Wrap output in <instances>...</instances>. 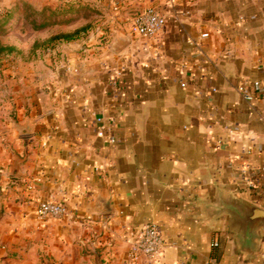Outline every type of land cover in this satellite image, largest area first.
I'll return each mask as SVG.
<instances>
[{
  "label": "crops",
  "instance_id": "1",
  "mask_svg": "<svg viewBox=\"0 0 264 264\" xmlns=\"http://www.w3.org/2000/svg\"><path fill=\"white\" fill-rule=\"evenodd\" d=\"M79 2L93 33L0 103V264H133L148 223L163 255L136 264H264V229L243 253L206 209L219 192L264 209V95L242 93L264 85V0ZM150 7L166 26L144 39L134 20ZM46 202L67 217L40 221Z\"/></svg>",
  "mask_w": 264,
  "mask_h": 264
},
{
  "label": "rangeland",
  "instance_id": "2",
  "mask_svg": "<svg viewBox=\"0 0 264 264\" xmlns=\"http://www.w3.org/2000/svg\"><path fill=\"white\" fill-rule=\"evenodd\" d=\"M44 9L58 12L61 23L45 30H35L33 21H42L40 15ZM44 14L50 16L48 10ZM96 15L92 7L83 5L79 0H0V45L15 48L14 52L0 56V103L10 98L19 78L25 79L37 67L47 65L50 59L54 61V50L62 42L48 43L52 36L88 26L83 35L86 38L93 33V18ZM68 20L70 22L65 23ZM36 42L39 45L33 49ZM18 261L11 264H24L21 262L25 260Z\"/></svg>",
  "mask_w": 264,
  "mask_h": 264
},
{
  "label": "built area",
  "instance_id": "3",
  "mask_svg": "<svg viewBox=\"0 0 264 264\" xmlns=\"http://www.w3.org/2000/svg\"><path fill=\"white\" fill-rule=\"evenodd\" d=\"M115 1V0H114ZM134 26L137 34L144 39H153L160 34L166 26V19L155 8L150 7L144 12L137 14L134 20ZM254 93H250L247 89H243L242 93L245 100L251 102L257 96L264 95V85L261 80H254L252 83ZM97 123L100 126L98 136L106 137V124L102 117H97ZM108 141L112 144L116 142L115 137L111 136ZM243 184L250 189H254V185L246 180L244 173ZM37 217L42 222L51 219H63L68 215L67 208L58 202L41 203L36 210ZM214 246H218L217 243ZM164 241L163 236L157 225L148 223L144 225L135 235L132 241L128 259L131 263L136 264L143 261H157L163 255Z\"/></svg>",
  "mask_w": 264,
  "mask_h": 264
},
{
  "label": "water",
  "instance_id": "4",
  "mask_svg": "<svg viewBox=\"0 0 264 264\" xmlns=\"http://www.w3.org/2000/svg\"><path fill=\"white\" fill-rule=\"evenodd\" d=\"M15 129L21 136L30 135L29 126L15 124ZM22 160L17 159L12 171L13 177H19V165ZM206 209L212 219L222 215L227 216V226L237 241L243 253H251L256 249L261 230L264 229V209L233 196H225L219 192L214 200L206 203Z\"/></svg>",
  "mask_w": 264,
  "mask_h": 264
},
{
  "label": "trees",
  "instance_id": "5",
  "mask_svg": "<svg viewBox=\"0 0 264 264\" xmlns=\"http://www.w3.org/2000/svg\"><path fill=\"white\" fill-rule=\"evenodd\" d=\"M81 6V5H79ZM50 12V16L46 17L44 14L46 11ZM80 12V11H79ZM41 18L42 21L40 23H37L35 20L33 21V27L35 30H45L50 28L51 26H55L61 23V21L58 20L59 13L51 10V9H44L41 13ZM70 20L66 21L65 23H69ZM88 30V26L79 28L75 30L74 32L71 33H62V34H57L55 36H52L49 40L48 43H54V42H72L79 40L80 38L83 37L85 32ZM39 43L36 42L33 46V49H36L38 47ZM15 51V48L13 47H4L0 45V56L3 54H10Z\"/></svg>",
  "mask_w": 264,
  "mask_h": 264
}]
</instances>
